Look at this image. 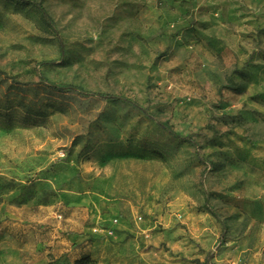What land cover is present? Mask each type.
I'll return each mask as SVG.
<instances>
[{
    "label": "rangeland",
    "instance_id": "374dc122",
    "mask_svg": "<svg viewBox=\"0 0 264 264\" xmlns=\"http://www.w3.org/2000/svg\"><path fill=\"white\" fill-rule=\"evenodd\" d=\"M86 256L264 264V0H0V264Z\"/></svg>",
    "mask_w": 264,
    "mask_h": 264
},
{
    "label": "built area",
    "instance_id": "2783aa9c",
    "mask_svg": "<svg viewBox=\"0 0 264 264\" xmlns=\"http://www.w3.org/2000/svg\"><path fill=\"white\" fill-rule=\"evenodd\" d=\"M62 156H64V154ZM139 221H142V218H139ZM115 224H118V221H115ZM94 232L104 234L107 237L112 236L114 233L112 229H106V228L105 229H95Z\"/></svg>",
    "mask_w": 264,
    "mask_h": 264
},
{
    "label": "trees",
    "instance_id": "16d2710c",
    "mask_svg": "<svg viewBox=\"0 0 264 264\" xmlns=\"http://www.w3.org/2000/svg\"><path fill=\"white\" fill-rule=\"evenodd\" d=\"M92 259L89 256L78 259L75 264H92ZM200 264V263H198Z\"/></svg>",
    "mask_w": 264,
    "mask_h": 264
}]
</instances>
